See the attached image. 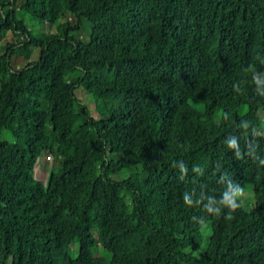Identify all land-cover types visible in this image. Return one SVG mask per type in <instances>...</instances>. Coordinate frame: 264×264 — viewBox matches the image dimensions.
I'll use <instances>...</instances> for the list:
<instances>
[{
  "label": "trees",
  "instance_id": "16d2710c",
  "mask_svg": "<svg viewBox=\"0 0 264 264\" xmlns=\"http://www.w3.org/2000/svg\"><path fill=\"white\" fill-rule=\"evenodd\" d=\"M8 31L0 264H264V0H0Z\"/></svg>",
  "mask_w": 264,
  "mask_h": 264
},
{
  "label": "rangeland",
  "instance_id": "374dc122",
  "mask_svg": "<svg viewBox=\"0 0 264 264\" xmlns=\"http://www.w3.org/2000/svg\"><path fill=\"white\" fill-rule=\"evenodd\" d=\"M37 25H39L37 23ZM57 24L50 25L48 23H45L43 27H41L42 32H55L57 31L56 26ZM31 27H34L30 24ZM35 28V27H34ZM34 30V29H33ZM35 32H39L38 29L34 30ZM89 32V28L85 29L81 32L80 38L86 39ZM20 41H23L22 38L16 37L13 35L11 31H8L5 36L0 41V51L3 48V46L7 43L11 44H18ZM40 56V49L33 47L26 51L17 52L12 56V64L15 68L20 69L24 67L28 62L35 61L39 59ZM79 98L83 101V103L87 104L92 110H94L95 102L93 95L88 93L82 86L79 87L76 90ZM95 113V112H93ZM1 140H11L12 135L10 133H3L0 137ZM51 157L48 155V153H44L41 157L40 162H38V166L35 170V176L37 179L43 181L46 185L49 182V172H50V163H51ZM253 184H258L261 182V178L257 175H253L251 178H249ZM244 182L238 181V186H243ZM241 192L242 195V201L247 206V208H251L253 204V200L248 204L246 203L250 197L252 196V190L249 188L248 190L244 189Z\"/></svg>",
  "mask_w": 264,
  "mask_h": 264
},
{
  "label": "clouds",
  "instance_id": "9594fccd",
  "mask_svg": "<svg viewBox=\"0 0 264 264\" xmlns=\"http://www.w3.org/2000/svg\"><path fill=\"white\" fill-rule=\"evenodd\" d=\"M236 206L235 205H233V208H235Z\"/></svg>",
  "mask_w": 264,
  "mask_h": 264
}]
</instances>
